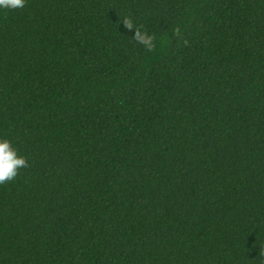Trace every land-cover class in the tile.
I'll return each instance as SVG.
<instances>
[{
    "label": "trees",
    "instance_id": "16d2710c",
    "mask_svg": "<svg viewBox=\"0 0 264 264\" xmlns=\"http://www.w3.org/2000/svg\"><path fill=\"white\" fill-rule=\"evenodd\" d=\"M0 135V264H264V0L0 10Z\"/></svg>",
    "mask_w": 264,
    "mask_h": 264
},
{
    "label": "clouds",
    "instance_id": "9594fccd",
    "mask_svg": "<svg viewBox=\"0 0 264 264\" xmlns=\"http://www.w3.org/2000/svg\"><path fill=\"white\" fill-rule=\"evenodd\" d=\"M25 5V0H0V10L20 9ZM123 27L130 29L131 38L135 43L141 44L147 51L154 48V36L136 27L130 19H121ZM27 167V159L14 146L7 136L0 135V184L13 180L20 169Z\"/></svg>",
    "mask_w": 264,
    "mask_h": 264
}]
</instances>
